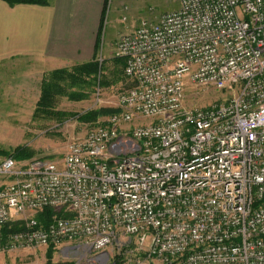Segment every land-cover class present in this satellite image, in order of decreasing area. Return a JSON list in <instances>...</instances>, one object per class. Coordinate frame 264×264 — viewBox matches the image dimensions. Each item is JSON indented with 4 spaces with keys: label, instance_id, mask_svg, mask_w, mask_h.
I'll return each instance as SVG.
<instances>
[{
    "label": "built area",
    "instance_id": "obj_1",
    "mask_svg": "<svg viewBox=\"0 0 264 264\" xmlns=\"http://www.w3.org/2000/svg\"><path fill=\"white\" fill-rule=\"evenodd\" d=\"M173 1L116 44L131 81L118 113L61 162H0V254L264 264V0ZM203 90L228 97L187 106ZM48 209L45 226L37 216ZM12 223L20 229L4 234Z\"/></svg>",
    "mask_w": 264,
    "mask_h": 264
},
{
    "label": "rangeland",
    "instance_id": "obj_2",
    "mask_svg": "<svg viewBox=\"0 0 264 264\" xmlns=\"http://www.w3.org/2000/svg\"><path fill=\"white\" fill-rule=\"evenodd\" d=\"M177 8L173 0H109L97 50L99 74L103 83L99 88L96 85L84 86L82 91L89 96L83 101H70L66 96L58 97L55 104L56 110L82 115L102 108L117 109L119 93L131 86V81L125 75L122 59L119 60L114 56L119 38L131 32L142 20L157 19L164 13ZM123 61L125 63V60ZM3 74V79L11 80L8 75L12 73L4 72ZM1 86L0 149L12 153L16 148L23 147L33 153L30 159L17 160L20 163H27L34 159L61 162L67 153L68 145L85 138L97 125V123H81L78 117L62 123L52 118L35 119L34 112L41 94L40 85H35V90L29 93L18 92L14 86L12 87L15 91L12 93L4 92ZM74 89H79V87L76 86ZM98 89L102 91L100 98L96 96ZM227 97L228 95L219 91L203 90L200 91V95H189L186 104L190 107H209ZM107 118H100L99 121L103 122ZM4 158L0 157V161ZM5 182L4 179H0L2 185ZM20 226L21 224L12 223L10 228L19 230ZM114 248V245L108 248L111 263L117 253ZM47 253L48 248L37 247L0 254V264H46ZM94 255L74 250L66 252L55 250L52 261L55 264H99L93 259L96 257Z\"/></svg>",
    "mask_w": 264,
    "mask_h": 264
},
{
    "label": "crops",
    "instance_id": "obj_3",
    "mask_svg": "<svg viewBox=\"0 0 264 264\" xmlns=\"http://www.w3.org/2000/svg\"><path fill=\"white\" fill-rule=\"evenodd\" d=\"M107 1L51 0L45 6H10L0 0L2 90L29 93L40 85L41 91L51 72L92 62ZM4 72L12 73L11 80L3 79Z\"/></svg>",
    "mask_w": 264,
    "mask_h": 264
},
{
    "label": "trees",
    "instance_id": "obj_4",
    "mask_svg": "<svg viewBox=\"0 0 264 264\" xmlns=\"http://www.w3.org/2000/svg\"><path fill=\"white\" fill-rule=\"evenodd\" d=\"M2 1L6 2L10 6H16L20 4L45 6L48 5L51 0H2ZM107 9H108V1L106 4V9L104 11L102 29L98 36L97 50H98L99 40L101 38L103 31V25L106 19ZM97 50H96V57L92 62L73 67L72 69L55 70L44 78L41 85V95L34 112L35 119L52 118L62 123L71 118L78 117V121L81 123L96 124L99 122L100 118L109 117L119 112L118 109L102 108L99 110H91L82 115H78V114H71L68 112L58 111L55 108L56 101L60 96H66L70 101H78V102L83 101L88 99L89 96L86 92L82 91V88L84 86L96 85L97 87H99L102 85L101 83L103 82L99 74V62L97 60ZM122 62L124 68L125 63L123 59ZM76 86L79 87V89H74ZM0 157H5V158L13 157L16 160H24V159L32 158L33 153L23 147L16 148L12 153L0 149ZM54 216H55V212L53 210L48 209L38 214L37 219L41 224L46 226L51 222ZM17 230H18L17 228H10V224H9L3 229V233L7 234L10 231H17ZM54 251L55 249L53 247L48 248L46 264H55L52 261ZM64 264H69V263H64ZM116 264H120V263L118 262Z\"/></svg>",
    "mask_w": 264,
    "mask_h": 264
}]
</instances>
